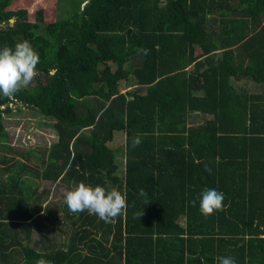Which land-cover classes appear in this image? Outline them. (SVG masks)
Wrapping results in <instances>:
<instances>
[{
  "label": "trees",
  "instance_id": "1",
  "mask_svg": "<svg viewBox=\"0 0 264 264\" xmlns=\"http://www.w3.org/2000/svg\"><path fill=\"white\" fill-rule=\"evenodd\" d=\"M13 1L0 0V32ZM92 1L86 13L76 5L65 19L17 23L0 41L14 47L25 36L40 57L22 90L26 108L52 119L68 109L80 120L53 122L56 141L35 176L111 184L126 195V215L105 223L55 204L69 222L58 230L55 208L37 215L43 193L17 187L31 170L4 167L12 173L0 182V264H217L220 256L264 264V0ZM242 80L260 92L233 86ZM121 82L131 83L123 93ZM6 113L0 149L13 152ZM199 115V126H187ZM116 134L123 163L108 146ZM204 188L225 197L208 218L199 211Z\"/></svg>",
  "mask_w": 264,
  "mask_h": 264
},
{
  "label": "rangeland",
  "instance_id": "2",
  "mask_svg": "<svg viewBox=\"0 0 264 264\" xmlns=\"http://www.w3.org/2000/svg\"><path fill=\"white\" fill-rule=\"evenodd\" d=\"M88 0H14L13 4L3 12V18L7 22V31L0 32L7 34L11 28L17 23L30 22L29 27L34 22L49 23L60 19H65L69 17L76 5H80L83 12L86 13L93 6V1L91 4L87 2ZM26 35V33H25ZM25 39V36H19L16 39L17 42H21ZM15 43V44H16ZM5 46L0 41V48ZM34 81L32 82V84ZM236 84V82H234ZM31 84V85H32ZM233 84V86H235ZM252 82H242V85L248 89V91L254 92L252 90ZM126 83L121 82L118 85V90L123 89ZM253 86H256L253 84ZM236 87H239L236 84ZM23 90V89H22ZM22 90L16 93L12 98H7L9 104L7 109L8 113L3 114V124L8 135V145L14 152L21 153L20 155L14 154V152H9L4 149H0V156H6V159L10 161L7 162V167L14 170L17 167V163H23L32 172H38L41 169V164L39 162V156L48 149V147L55 142V134L52 130V124L57 118H61V115H57L55 118H45L41 117L36 111L26 108L24 104V96ZM66 116V115H63ZM67 118V117H64ZM26 150H32L31 154L25 155ZM24 157V158H23ZM5 166L0 164V170H3ZM12 173V171L0 172V182L6 181L7 174ZM31 177V175H27ZM29 185L35 187L37 192H40L43 188L44 190L52 191V194H42L43 198L48 197V201L43 206L44 208L50 209V207L58 204L59 207L64 203V193L67 191L65 184H56L57 187L51 189L48 182L42 180H29ZM50 187V188H49ZM57 228L58 230L69 229V222L64 220L62 213L57 210ZM64 220V221H62ZM74 220V219H73ZM57 231V230H56Z\"/></svg>",
  "mask_w": 264,
  "mask_h": 264
},
{
  "label": "clouds",
  "instance_id": "3",
  "mask_svg": "<svg viewBox=\"0 0 264 264\" xmlns=\"http://www.w3.org/2000/svg\"><path fill=\"white\" fill-rule=\"evenodd\" d=\"M147 54V50H145ZM40 62L38 53L28 40L17 42L14 47L7 45L0 48V97L12 98L29 87L37 76V65ZM139 135L132 138V147L139 146ZM140 195L146 197V192L141 189ZM224 193L215 188H204L200 193L199 211L208 218L216 211L223 210ZM64 203L68 210L77 214L87 211L105 223H115L116 219L126 215V195L111 189L107 190L100 185H89L79 182L71 190L64 193ZM149 203L145 199V204ZM195 204V201L192 202ZM143 215V210L138 213V218ZM8 222V221H7ZM217 264H236L230 256L216 258ZM35 264H51L44 258L37 259Z\"/></svg>",
  "mask_w": 264,
  "mask_h": 264
},
{
  "label": "crops",
  "instance_id": "4",
  "mask_svg": "<svg viewBox=\"0 0 264 264\" xmlns=\"http://www.w3.org/2000/svg\"><path fill=\"white\" fill-rule=\"evenodd\" d=\"M220 53L219 52H216L214 55H215V58L214 59H217L218 58V55H219ZM201 60H202V58H201ZM244 80H242V81H239V82H236V84H238L239 85V88H242V89H246L243 85H242V82H243ZM246 82H249V81H247V80H245ZM126 83V82H125ZM131 84V83H130ZM130 84L129 83H126V86L123 88V89H119V92L120 93H123L124 91H126V90H128L129 88H130ZM232 84H235L234 82H232ZM236 84H235V87H236ZM247 91H248V89H246ZM252 90H257L256 92H260V88H259V86L258 85H256V86H253V84H252ZM248 92H250V93H255V91L254 92H252V91H248ZM198 94H200V93H198ZM6 103V102H5ZM63 115H66V116H61V118H58V119H68L71 123H73V124H78L79 123V119L78 118H75L74 116H73V114H71L70 112H68V109H66V112H64V114ZM64 117H67V118H64ZM2 118H3V116H2ZM203 122V117L202 116H200L199 115V117H198V119L196 118V119H189V118H187V126H191V127H197V126H199L201 123ZM5 128V127H4ZM5 132H6V130H5ZM55 141H56V136H55ZM55 143V142H54ZM53 143V144H54ZM52 145V144H51ZM123 145H124V138H123V136L122 135H120V134H116L115 136H114V139L111 141V143H109L108 144V146L111 148V149H113V150H115L116 152H117V157H118V161L120 162V163H123V157H122V151H123ZM49 148V147H48ZM27 151V152H26ZM25 151V155H27V154H31L30 153V151L31 152H33L32 150H26ZM14 152V151H13ZM14 154H16V155H20L21 153H19V152H14ZM43 154V153H42ZM42 154H41V156H42ZM4 156V155H3ZM20 156H24V154L23 155H20ZM41 156H39V159H41ZM24 158V157H23ZM38 159V160H39ZM4 160L6 161V163L5 164H1V165H3V166H5V167H7V162H9L10 160L9 159H6V156H4ZM23 163H24V161H22ZM17 165V164H16ZM18 166V165H17ZM26 167H27V165H25ZM28 168V167H27ZM41 171V169L38 171V172H40ZM31 171H28V172H25V173H23L21 176V178H20V181H22V183H18V185H17V187L19 188V189H21L22 191H25V192H34V194H40V193H49V195H51L52 194V191L50 190V192H49V190H44L45 188H43L40 192H37L35 189V187H33V186H31V185H29V180H34V179H37V180H41L39 177H37V176H35V173L34 172H32V173H30ZM27 175H31V177L29 178V177H27ZM121 176V173H118V174H116V177H114V180L115 181H117V179L119 178ZM19 181V182H20ZM43 181V180H42ZM46 182V181H45ZM50 184V183H49ZM56 184H60V183H53V184H50V187H51V189L52 188H54V187H57L56 186ZM49 187V188H50ZM65 187L67 188V191L68 190H71V188L73 187L70 183H68V184H65ZM108 189L109 190H111V189H115L114 188V186L113 185H108ZM34 197H35V195H33ZM48 201V197L46 198V200L45 201H43L41 204H40V211H39V213L37 214V215H39V214H42V212L44 211V205L46 204V202ZM53 208H55L56 209V211H55V214H54V217H57V206H51L50 207V209L51 210H53ZM60 211V210H59ZM61 212V211H60ZM36 216V215H35ZM53 222H54V220H53ZM54 224H57V222L56 223H54ZM53 224V225H54ZM58 225V224H57ZM32 233V237L33 238H35V236H37V231H35V230H32L31 231ZM53 232H56V229H53Z\"/></svg>",
  "mask_w": 264,
  "mask_h": 264
},
{
  "label": "built area",
  "instance_id": "5",
  "mask_svg": "<svg viewBox=\"0 0 264 264\" xmlns=\"http://www.w3.org/2000/svg\"><path fill=\"white\" fill-rule=\"evenodd\" d=\"M8 106H9L8 103H4L2 106H0V109L3 110V109L6 108V109L10 110V109L8 108Z\"/></svg>",
  "mask_w": 264,
  "mask_h": 264
}]
</instances>
